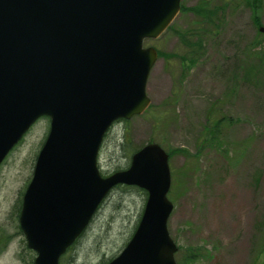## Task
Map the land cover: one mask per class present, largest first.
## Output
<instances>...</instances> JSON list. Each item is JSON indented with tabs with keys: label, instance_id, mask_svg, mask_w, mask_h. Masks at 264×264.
I'll return each instance as SVG.
<instances>
[{
	"label": "rangeland",
	"instance_id": "374dc122",
	"mask_svg": "<svg viewBox=\"0 0 264 264\" xmlns=\"http://www.w3.org/2000/svg\"><path fill=\"white\" fill-rule=\"evenodd\" d=\"M205 1L217 8L210 22L188 11ZM250 5L182 0L170 26L144 41L162 55L148 76L147 110L116 121L99 151L103 176L125 170L131 152L149 142L167 151L173 204L167 228L176 264L264 263V35L257 34ZM257 15L264 26V0ZM185 33L203 44L192 64ZM207 112L220 121L212 136L204 130ZM48 128V118L37 120L0 166V264L34 258L18 206ZM145 201L139 188L115 187L63 262L101 264L116 256Z\"/></svg>",
	"mask_w": 264,
	"mask_h": 264
},
{
	"label": "water",
	"instance_id": "95a60500",
	"mask_svg": "<svg viewBox=\"0 0 264 264\" xmlns=\"http://www.w3.org/2000/svg\"><path fill=\"white\" fill-rule=\"evenodd\" d=\"M180 2L0 0V164L38 118L50 120L19 214L33 264H58L119 184L147 198L132 237L107 264H176L167 153L148 143L107 177L97 156L116 120L148 107L158 54L143 41L165 31Z\"/></svg>",
	"mask_w": 264,
	"mask_h": 264
},
{
	"label": "trees",
	"instance_id": "16d2710c",
	"mask_svg": "<svg viewBox=\"0 0 264 264\" xmlns=\"http://www.w3.org/2000/svg\"><path fill=\"white\" fill-rule=\"evenodd\" d=\"M207 5H208L207 1H205V2H202L201 4H199V5L195 6V7H192L188 11H191V13H193L197 17H201V18H203V20L210 22L209 20L211 19V16L215 13L217 8L211 9ZM259 6H260V0H251L250 8H251V11H252L253 23L255 25L257 34L259 36H262V35H264V33H260L258 31V28L261 26L260 20H259L258 15H257V11L259 9ZM186 35H187V33L182 34V35L180 34V37H181V40H182V42L184 44V47L189 48L191 50V52H190L191 55L188 57V59H189V64L190 63L192 64V63L195 62V51L201 50L202 47H203V44H202V41H201L200 38L195 40V41L186 40V37H185ZM159 55H161V54H159ZM180 60H181L182 63L185 61V59H180ZM209 113L210 112H207V114H206V123H205L204 130H205V133L207 134V136H212L213 134H216V133H214L213 129H219V126H220L219 122L220 121L219 122L218 121L217 122H213L211 120L212 119V115H209ZM133 152L134 151H132L131 154ZM131 154H130V156H131ZM145 195H146V193H145ZM18 208H20V201H19ZM63 260L64 259L62 257V259L60 260L59 264H66L65 261L63 262ZM32 262H33V258H32V256H30V260H29L28 264H32ZM263 262H264V258H263ZM105 263H106V261L101 263V264H105ZM262 264H264V263H262Z\"/></svg>",
	"mask_w": 264,
	"mask_h": 264
}]
</instances>
